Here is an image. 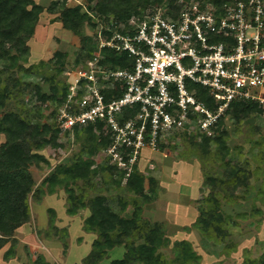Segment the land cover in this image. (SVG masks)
Instances as JSON below:
<instances>
[{
    "label": "trees",
    "instance_id": "obj_1",
    "mask_svg": "<svg viewBox=\"0 0 264 264\" xmlns=\"http://www.w3.org/2000/svg\"><path fill=\"white\" fill-rule=\"evenodd\" d=\"M84 1L85 11L82 9V4L77 7L68 6V0H54L47 8L49 14L57 15V21L61 23L63 29L80 39L81 53L76 58V64L84 63L97 50L98 25L106 26L110 22L125 23L133 15H140L147 8L154 6L167 4L177 9L178 0ZM224 1L204 0L206 4L215 7H220ZM261 1L264 4V0ZM42 12L43 8L35 0H0V135L4 136V142L0 144V249L14 238V232L19 227L30 222V196L42 195L40 186L46 184L50 192L56 187L66 190L68 216H75L85 208L90 212L82 228L86 233L94 234L96 239L81 264H101L108 251L115 247H123L124 254L121 259L113 260L110 264H199V256L185 241H176L172 244L170 251L173 258L168 259L162 250L168 249L170 242L164 238L162 225L150 223L142 217V206L157 198L156 182L153 178H146L134 166L122 185L125 174L123 171H118L115 166L107 163L95 164L94 158L110 144L109 139L103 135L100 124L88 125L84 129L74 128V139L81 145V156L84 155L85 158L80 156L71 166H56L55 171L36 188L29 169L32 166L40 169L41 162H45L43 156L37 152L47 147L54 150L63 148L56 116L53 114L45 118L41 111L23 113L24 104L20 105L21 111L7 110V106L12 102L16 105L20 104L26 93L42 103L48 101L60 104L67 96L65 86L62 87V99L57 100L54 96L44 95L39 85L32 82L33 77H43L44 62L28 67L21 65L27 63L22 56L28 53L27 42L34 35ZM85 30L92 32V37L86 35ZM56 54L60 59L58 64L61 68L58 73H62L65 64L61 60L64 56L60 53ZM131 62L132 59L127 55H119L106 49L102 51V64L107 69H123ZM47 81L54 83L55 79L50 77ZM194 89L197 98L213 109L207 90L200 86H195ZM252 117L263 119L256 104L234 101L226 116L218 123L214 137L187 135L182 130L171 136L172 141L178 137L188 138L187 151L190 149V152H193L191 158L198 159L204 171L202 185L209 191L196 203L199 216L193 226L205 240L214 245L225 244L229 240L230 226L235 223L231 215L223 212V208L225 205L236 203V199H239L236 190L248 188L250 178L248 169L240 167L239 163L229 165L230 149L226 145L224 139L226 133L223 129L225 119H229L238 127ZM42 120L44 122L40 123ZM49 120L53 122L49 123ZM212 143L215 145L214 152L210 150ZM253 144L259 147V161L264 166V138L261 142ZM163 147L164 145H161L160 149ZM182 160L188 159L182 157ZM217 163H220L222 176L213 172ZM95 175L100 176L103 184L123 189L136 198H120L117 200L118 209L114 208L109 204L108 197L103 194L106 190L96 188ZM72 185H76V188H69ZM90 191L96 192L95 195L90 196ZM128 204L132 206L133 212L131 218L126 219L122 217V213ZM254 212L259 214L260 211ZM55 220V213L49 210L48 226L43 233L49 237L61 232L60 239L66 249L67 242L64 239L67 233L54 226ZM26 264L48 263L43 256H38L34 262ZM243 264H264V250L257 259L246 257Z\"/></svg>",
    "mask_w": 264,
    "mask_h": 264
},
{
    "label": "built area",
    "instance_id": "obj_2",
    "mask_svg": "<svg viewBox=\"0 0 264 264\" xmlns=\"http://www.w3.org/2000/svg\"><path fill=\"white\" fill-rule=\"evenodd\" d=\"M96 34L92 57L63 72L73 80L64 85L56 125L60 137L73 140L74 128L100 124L110 144L99 157L125 173L123 183L142 152L160 151L168 136L182 130L214 137L234 101L256 104L264 119L261 0H225L220 7L178 0L177 9L150 7L125 23L98 25ZM105 49L131 64L107 69ZM195 86L207 90L213 109L197 98Z\"/></svg>",
    "mask_w": 264,
    "mask_h": 264
},
{
    "label": "rangeland",
    "instance_id": "obj_3",
    "mask_svg": "<svg viewBox=\"0 0 264 264\" xmlns=\"http://www.w3.org/2000/svg\"><path fill=\"white\" fill-rule=\"evenodd\" d=\"M47 4L48 1L43 5V7L45 8ZM67 4L70 7H77L82 4V9L84 10L85 8L84 0H68ZM57 19V15H50L47 12H43L41 14L38 24L39 27L37 28L38 33L36 36H32L31 39L27 42L28 53L22 56L24 59H26L27 63H21V65L28 67L30 65H37L39 62H44L45 67L42 70L44 72L43 77L41 78L36 76L31 80L33 83L39 85L44 95L54 96L57 100H60L62 87L66 84L67 80H73L72 76L67 77L65 74H63V72L75 71V69L82 66L83 62L79 64L75 63L76 58L81 53L80 39L77 36H74L71 32L63 29L61 23L58 22ZM85 33L86 35L92 37L93 33L89 30H85ZM56 53H60L64 56V58L61 60L65 64L62 73H58V70H61V68L58 64L60 63V59ZM50 77H54V83H50L47 81V79ZM22 104H24L23 107L25 109L22 110L23 113H26L27 111H31L32 113L41 111L45 118H48L49 115L53 114L54 116H57L58 108L60 106L59 103L55 102L50 103L47 101L46 103H42L37 98H31V96L26 93L24 95V99L20 101V104L16 105V103L13 102L9 103L7 106V110L21 111L22 106L20 105ZM44 120H42L40 123H43ZM51 121L52 120H49V123H51ZM223 129L226 133L224 137L226 145L230 149V154L228 156L229 165L231 166L234 163H239L240 167H245L248 169V172L250 173V178L248 181L249 187L237 189L236 195L239 197V199H236V203L225 205L223 208V212L225 214L231 215L235 223L230 226L231 236L225 244L212 245L207 243L205 240H201L198 236L195 235L190 238V242L193 246L192 249L196 254L200 255V260L204 259L203 264H243V261L246 257H248V259H257L264 250V199L262 200V198H264V166L259 161V147H256L253 144L261 142V139L264 138V120L262 118L252 117L244 121L237 127L229 119H225V125ZM174 135H176V133L168 136L165 142L166 145H164V147L160 149V151L152 153L144 150L142 152V157L144 160L141 161L140 159L138 163L139 172L147 175L145 176L146 178L154 177L160 180L166 179V174L167 176H170V178H172L171 175H174L176 177L178 174L177 171H174L167 166L166 167L169 168V172H166L167 168L162 171L161 168L158 167H162L163 165H159L156 162L158 161V163H161L162 160L166 158V161H168L169 159L170 161L172 159L178 161L182 160L183 157L189 160H186L187 162H193L195 164V169L200 166L201 174L204 180V171L203 169H201V165L198 159L191 158V153L193 152H190V149L189 151H187L188 138L185 137L182 139L178 137L172 141L171 136L173 137ZM3 142L4 136L0 135V144ZM60 142L63 145L62 149L54 150L47 147L37 152L38 154L43 156L45 162H41V164L39 165L40 169H37L35 166H32L29 169L36 183V188L40 186L42 182L55 171L56 166H71L75 162V160L81 156V145L76 142L75 139L72 140L69 134L68 136L60 137ZM210 150L211 152L215 151V145L213 143L210 146ZM81 157L83 159L85 158L84 155ZM95 160L96 165H103V158L97 156L94 158V161ZM146 161L150 162L151 164L153 163L152 169H149V163H147ZM97 162L99 164H97ZM140 163H142L143 165ZM197 163L199 165H197ZM219 164L220 163L214 165L216 168H213V172L215 174H219V176H222L223 171L220 168ZM138 165L136 167H138ZM182 176L183 175L181 174V177ZM94 177L95 182L97 183L96 188L105 189L106 191L103 194L106 195L108 199H110V201L112 199L117 201L120 198H136L134 195L128 194L123 189H118L117 187H114L112 185L103 184L100 180L99 175H95ZM177 178H179V176H177ZM183 178L187 180L184 176ZM185 180L184 183H186ZM169 183L175 188V191L172 194L174 199H163L162 202L185 204L187 199L185 195L182 196V194L184 193L180 194L182 187L177 188V185L179 184L174 182H168L167 184ZM122 185H124V183ZM75 186L76 185H72L69 188H76ZM40 187L39 188L43 191V194L39 195L38 197L34 196V194L33 196H30L29 199L31 212L33 210V213H35V217L37 220L31 219L30 222H28L29 224L26 223L23 226L25 227V230L21 232L23 236H28L29 238L33 237L36 241L37 237L42 238L40 236L43 235V231L41 232L37 229L38 220L43 221L45 218V213L42 211L40 206L42 204V201H44V199L46 200V207H48V205L50 206V204L55 205L62 212L64 208L67 209L68 207V195L64 188L56 187L53 192H50L48 191V187L46 186V184H42ZM165 191L166 190L164 188L163 192ZM208 191L209 190H207V193ZM76 193L78 192L76 191ZM95 193L96 192L94 191H90L89 195L94 196ZM177 193H179L180 195L178 198L177 196H175L178 195ZM114 204L116 205V203ZM42 205L45 204L43 203ZM146 207L152 208V204H149ZM256 210L260 211L259 214L254 212ZM46 216L48 219V212L46 213ZM162 216H167V213H163ZM168 225L169 230L175 228L170 226V224ZM173 231L172 234H169V236H171L168 238L170 242H172V239L175 236V232L177 230ZM75 233H78V229H76ZM166 233L168 234L167 230ZM14 236H16L15 232ZM19 238H22V235H20ZM66 239L67 236L64 239L65 242ZM68 246L69 244H67V247ZM9 248H12L14 253H18L20 259L19 262H22L23 260V262L27 263L35 260L37 256H41L42 254H44L47 257L46 254L51 253L49 247L44 244L37 243L31 248V246H27L24 242L20 243L17 239L13 238L10 239L0 250V264L2 263L1 260L2 258H4V254H6ZM29 248L31 250H29ZM15 249H17V251H15ZM170 249L171 246L168 247V249L162 251V253L168 259L173 258ZM119 252L122 253V250L119 248L110 251L103 262L107 264L109 261L116 258L120 254ZM9 264H16V262L13 261Z\"/></svg>",
    "mask_w": 264,
    "mask_h": 264
},
{
    "label": "crops",
    "instance_id": "obj_4",
    "mask_svg": "<svg viewBox=\"0 0 264 264\" xmlns=\"http://www.w3.org/2000/svg\"><path fill=\"white\" fill-rule=\"evenodd\" d=\"M47 1H48V4L44 8L43 5ZM52 1H54V0H42V3H43L42 4L41 0H35V2L43 8V12H47V8ZM39 20H40V17H39ZM38 24H39V21H38ZM38 24L35 28V32H34L33 36H36L38 33V29H37L39 27ZM166 159H163L161 163L160 162L158 163V161L156 162L159 165H163L162 167L159 166L158 168H161V170L164 171L167 167H169V168L173 169L174 171L178 172L177 176H179V178H177V176L175 177L174 175H171L172 178H170V176H167V174L165 176V178L167 180L166 179L160 180V179H156L154 177H151L156 182L157 198L153 202L149 203L150 205L152 204V208L146 207L149 204L142 206L141 215L143 218L147 219L150 223L161 224L162 229H163L164 238H166L167 240L169 237H171V236H169V234H172L173 230H175V231L177 230L175 232L176 233L175 236L172 239V242H170L168 240L170 242V246H172V244L176 241H180V242L185 241L192 246V243L190 242L191 241L190 238L193 237V235L198 236L201 240H205V238L202 237V235L193 226L197 217L199 216V213L196 209V203L198 201H200L201 199H203L207 195V190L202 185L203 184V176L201 174L200 166L195 169V164L193 162H187L189 160H187V161L178 160L177 161V160L172 159L170 161V159H169L168 161H166ZM142 160H144L143 157H141V161ZM163 161H165L166 163ZM147 163L151 164L150 162H147ZM140 164H142V163H140ZM197 165H199V164L197 163ZM169 168H167L166 172H169ZM137 169L139 171V165H138ZM181 174L187 180H185L183 178V176L181 177ZM143 175L147 176L145 174H143ZM183 179L185 180L186 183H184ZM168 182H174V183L179 184V185H177V188L182 187L180 194L184 193V194H182V196L185 195V197L187 199L185 204H178V203L174 204L172 202L171 203L170 202L169 203L168 202H162L163 199H165V200H173L174 199L172 194L175 191V188L170 183L167 184ZM164 186H166V187H164ZM145 188L146 189L148 188L147 181L145 183ZM164 188L166 190L165 192H163ZM53 194H55V193H53ZM177 194L178 195H175V196H177V198H178L180 195H179V193H177ZM108 202L111 206L118 209V205H117L116 200L112 199L110 201V199H109ZM43 203L45 205H42ZM46 203L47 202L44 199V201H42V204L40 205L42 211L45 213V218L43 221L38 220L37 229L41 232L43 230L47 229L48 219H47L46 213L49 210H51L52 212L55 213V216H56V221L54 223V226L57 229H59L60 231L61 230L66 231V233H67L66 242L68 240L67 244H69V246L66 249H64L62 241L60 239L61 232H59L60 234H58L56 236L51 235L49 237H46L45 233L42 232L43 235L40 236L42 238L37 237V241L34 240L33 237L29 238L28 236H23V234L21 232H23L25 230L24 229L25 227H23L25 224L15 231L16 236H14V238L17 239L20 243L24 242L27 246H29V247L31 246V248H32V246H35V244H37V243L38 244L39 243L44 244V245L48 246L51 253L50 254L47 253L46 254L47 257L41 253L43 255V257L45 258V261L48 264H81L82 260L89 254V252L91 250V245H92L93 241L96 239V236L94 234L86 233L84 230H82L84 220L90 215L89 210L87 208H85V209L80 210L75 216H68L65 208H64L65 211L63 209V212H62L55 205L50 204V206L48 205V207H46L47 206ZM114 203H116V205ZM61 210H62V208H61ZM132 212H133V208L130 204H128L127 208L122 213V217L129 219V218H131ZM163 213H167V216H162ZM31 219L32 220L36 219L35 213H33V210L31 212ZM167 222H170V223H167ZM35 223H36V221H35ZM168 224H170V226H172V227H175L176 229L174 228V229L169 230ZM26 228H27V225H26ZM76 229H78L77 234L75 233ZM165 229L168 231V234L166 233ZM19 234L22 235V238H19L20 237ZM205 241L209 244H212L211 242H208L207 240H205ZM118 248L122 250V253L119 252L120 254L118 253L119 255L116 258L112 259L111 261L118 260V259H121L123 257V254H124L123 247H115L110 251H113V250L118 249ZM192 248H193V246H192ZM29 250H31V249L29 248ZM15 251H17V249H15ZM110 251H108V253ZM11 253H12V255H10ZM196 255L199 256V258H200V255H198V254H196ZM37 258H38V256H37ZM19 260L20 259H19L18 253H16V252L14 253L12 248H9V250L6 252V254H4V258H2L1 264H9V263H12L13 261L16 262V264H23V263L26 264L27 263V262H23V260H22V262H19ZM35 260H33L31 262H34ZM111 261H109L107 264H110ZM203 262H204V259L200 260L199 264H203ZM101 264H105V263L102 262Z\"/></svg>",
    "mask_w": 264,
    "mask_h": 264
}]
</instances>
